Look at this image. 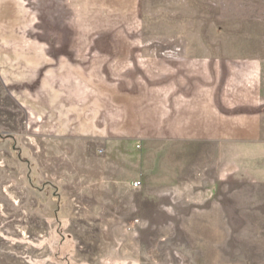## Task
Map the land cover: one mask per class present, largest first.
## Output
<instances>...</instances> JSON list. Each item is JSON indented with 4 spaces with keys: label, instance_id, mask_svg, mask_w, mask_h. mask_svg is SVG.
Returning a JSON list of instances; mask_svg holds the SVG:
<instances>
[{
    "label": "rangeland",
    "instance_id": "rangeland-1",
    "mask_svg": "<svg viewBox=\"0 0 264 264\" xmlns=\"http://www.w3.org/2000/svg\"><path fill=\"white\" fill-rule=\"evenodd\" d=\"M260 175L264 0H0V264H264Z\"/></svg>",
    "mask_w": 264,
    "mask_h": 264
},
{
    "label": "crops",
    "instance_id": "crops-1",
    "mask_svg": "<svg viewBox=\"0 0 264 264\" xmlns=\"http://www.w3.org/2000/svg\"><path fill=\"white\" fill-rule=\"evenodd\" d=\"M250 183L258 186L261 190L264 189V175L259 177L251 178Z\"/></svg>",
    "mask_w": 264,
    "mask_h": 264
},
{
    "label": "built area",
    "instance_id": "built-area-1",
    "mask_svg": "<svg viewBox=\"0 0 264 264\" xmlns=\"http://www.w3.org/2000/svg\"><path fill=\"white\" fill-rule=\"evenodd\" d=\"M139 187V183L138 182H135L133 185H132V188L133 189H136V188H138Z\"/></svg>",
    "mask_w": 264,
    "mask_h": 264
}]
</instances>
